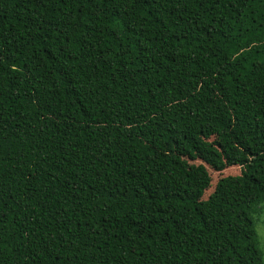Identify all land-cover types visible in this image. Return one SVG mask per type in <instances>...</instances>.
<instances>
[{
  "label": "trees",
  "instance_id": "16d2710c",
  "mask_svg": "<svg viewBox=\"0 0 264 264\" xmlns=\"http://www.w3.org/2000/svg\"><path fill=\"white\" fill-rule=\"evenodd\" d=\"M263 211L264 0H0V264H264Z\"/></svg>",
  "mask_w": 264,
  "mask_h": 264
},
{
  "label": "rangeland",
  "instance_id": "374dc122",
  "mask_svg": "<svg viewBox=\"0 0 264 264\" xmlns=\"http://www.w3.org/2000/svg\"><path fill=\"white\" fill-rule=\"evenodd\" d=\"M164 140H166V141H169V138H168V136H166V137H164L163 139H162V141H164ZM170 143V142H169ZM169 143H167L168 144V146H169V151H173V146H171ZM189 163H191V164H199V163H202V162H200V161H193V162H190V161H188ZM207 171H208V174L209 175H213L214 174V172L213 171H211V170H209V168L207 167ZM233 173L231 172V175H232ZM207 191H206V195H207ZM203 198H206V196H203ZM264 211H263V216H261L258 220H257V218H255V224H256V231H257V234H258V237H259V240H260V242H261V245L263 246V248H262V250L264 251V245H263V240H264Z\"/></svg>",
  "mask_w": 264,
  "mask_h": 264
}]
</instances>
